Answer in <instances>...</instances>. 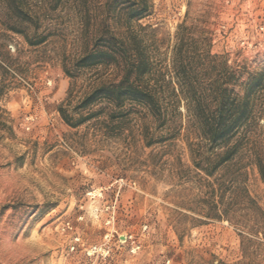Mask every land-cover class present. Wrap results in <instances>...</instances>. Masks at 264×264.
I'll return each instance as SVG.
<instances>
[{"label":"rangeland","instance_id":"374dc122","mask_svg":"<svg viewBox=\"0 0 264 264\" xmlns=\"http://www.w3.org/2000/svg\"><path fill=\"white\" fill-rule=\"evenodd\" d=\"M141 1L0 0V264H264L243 259L240 226L221 215L228 172L204 169L223 147L201 136L195 102L210 113L220 96L248 99L230 171L240 167L264 217L250 163L264 160V0H144L132 17ZM107 46L125 55L81 60ZM134 47L153 109L99 101L67 124L60 104L72 114L100 84L137 83L125 77Z\"/></svg>","mask_w":264,"mask_h":264},{"label":"trees","instance_id":"16d2710c","mask_svg":"<svg viewBox=\"0 0 264 264\" xmlns=\"http://www.w3.org/2000/svg\"><path fill=\"white\" fill-rule=\"evenodd\" d=\"M14 1L15 0H6L8 4ZM146 10V2L142 0L137 9L131 10V16L140 18L143 16L142 13ZM17 17L21 21H27L29 18L28 15L22 16L19 14ZM3 38L4 37H1L0 40H4ZM26 39H28L27 36ZM41 42H43L42 38L38 39L35 43L30 42V44H39ZM3 45V41H1L0 46L2 47ZM134 48L132 58L126 63L125 77L132 74L137 83L132 82L127 85H124V82L117 85L100 84L81 98L79 105L74 108V113L72 114L68 112L63 104H60L58 106V112L67 124L70 126H78L91 119L96 112L84 113L82 110L99 101L119 102L123 98H128L145 105L149 110L153 109L157 103L155 95L152 89L141 83L143 76L149 70V61L137 47ZM116 54L123 56L125 55V50L117 52L113 48L107 46V50L101 49L86 53L81 60L88 62L87 64L89 65H95L105 62V59H116ZM5 66L4 61L0 62L1 71H5ZM180 75L188 76V73L183 69ZM3 87L4 84L1 85L0 91ZM185 87L189 94L194 90L195 85L188 81ZM186 100L188 101L187 97ZM195 102L196 108L198 107V110H200L199 129L201 136L210 143H218L223 147L221 151H215L213 156L214 160L208 164V169H204L208 175H213L220 167H222L225 172H228L226 173V180L219 184L222 204L221 215L240 226V249L243 259L250 263H257L258 260L260 261L264 257V243L260 240L259 236L264 224L263 212L249 195L244 181V173L241 172L240 167L232 170V172L230 171L232 169L231 167L236 165L233 161L236 152H238L239 141L242 140V146H245L247 143L245 134L242 135V137H236L232 144L230 142L232 137L237 136L239 133V127L247 124L250 120L247 110L249 105L248 99L243 98V100L233 105L229 102L227 97L220 96L216 98L214 110L210 113L206 110L203 105L204 101L200 97L196 98ZM106 118L104 122L108 123L109 120L112 119V114H108ZM250 163L256 166L260 179L264 184V160L261 155L255 152ZM244 167L245 166H242L241 168ZM226 194H228L229 200L224 201L223 198ZM231 212L235 213L230 215Z\"/></svg>","mask_w":264,"mask_h":264},{"label":"built area","instance_id":"2783aa9c","mask_svg":"<svg viewBox=\"0 0 264 264\" xmlns=\"http://www.w3.org/2000/svg\"><path fill=\"white\" fill-rule=\"evenodd\" d=\"M131 237H132L131 235L129 237L126 236L124 241L131 240ZM77 239H79V238H77ZM71 248L73 249L74 246H72ZM92 249H93V252H96V251H101L102 252L104 250V247H103V245H100V246L93 245Z\"/></svg>","mask_w":264,"mask_h":264}]
</instances>
